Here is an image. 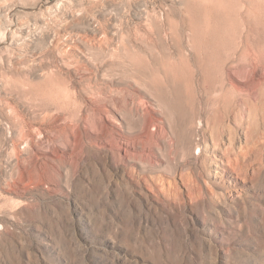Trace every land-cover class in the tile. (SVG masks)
Segmentation results:
<instances>
[{
	"label": "rangeland",
	"instance_id": "374dc122",
	"mask_svg": "<svg viewBox=\"0 0 264 264\" xmlns=\"http://www.w3.org/2000/svg\"><path fill=\"white\" fill-rule=\"evenodd\" d=\"M245 2L0 0V264H264Z\"/></svg>",
	"mask_w": 264,
	"mask_h": 264
},
{
	"label": "bare ground",
	"instance_id": "6f19581e",
	"mask_svg": "<svg viewBox=\"0 0 264 264\" xmlns=\"http://www.w3.org/2000/svg\"><path fill=\"white\" fill-rule=\"evenodd\" d=\"M240 1V0H239ZM241 1H243L244 3L242 4V7H241V9H243L244 11H246V12H248L249 11V8H248V6H247V3L245 2V0H241ZM251 4L253 5V3H252V0H251ZM213 10V9H212ZM241 12V11H240ZM213 84V83H212ZM212 84H210V85H212ZM220 86H222V84L220 85ZM229 86L232 88V89H237V85L234 83V82H232L231 80H229ZM213 87V86H212ZM214 88H215V86H214ZM213 88V89H214ZM217 91V89L215 90V92ZM218 92V91H217Z\"/></svg>",
	"mask_w": 264,
	"mask_h": 264
}]
</instances>
